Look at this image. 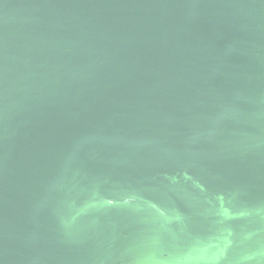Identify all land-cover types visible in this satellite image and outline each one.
I'll use <instances>...</instances> for the list:
<instances>
[{"label":"water","instance_id":"water-1","mask_svg":"<svg viewBox=\"0 0 264 264\" xmlns=\"http://www.w3.org/2000/svg\"><path fill=\"white\" fill-rule=\"evenodd\" d=\"M250 0H0V264H87L110 211L258 264L264 66Z\"/></svg>","mask_w":264,"mask_h":264},{"label":"crops","instance_id":"crops-1","mask_svg":"<svg viewBox=\"0 0 264 264\" xmlns=\"http://www.w3.org/2000/svg\"><path fill=\"white\" fill-rule=\"evenodd\" d=\"M241 18L256 32L254 58L264 66V0H250ZM87 235V264H218L202 240L172 217L113 210ZM257 243L258 264H264V237Z\"/></svg>","mask_w":264,"mask_h":264}]
</instances>
